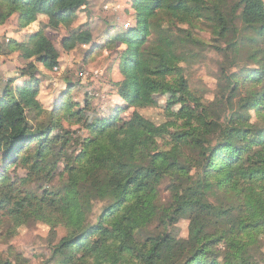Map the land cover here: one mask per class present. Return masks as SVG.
Here are the masks:
<instances>
[{"label":"trees","instance_id":"obj_1","mask_svg":"<svg viewBox=\"0 0 264 264\" xmlns=\"http://www.w3.org/2000/svg\"><path fill=\"white\" fill-rule=\"evenodd\" d=\"M87 3L0 0V25L16 15V26L22 29L43 15L45 26L69 28L77 19L76 11ZM210 3L131 0L134 24L113 38L92 43L90 30L77 28L61 39L64 51L77 45L109 50L118 43L124 45L117 51L121 79L115 83L123 102L108 118L92 122L85 118L87 102L76 111L77 122L88 131L77 154L63 151L69 137L52 136L48 126L34 129L28 120V111L37 115L46 111L38 99L37 74L39 67L52 70L59 64L58 49L42 27L21 40H8L9 50L28 63L19 69L20 78L26 79L16 83V77H10L0 95V151L6 158L0 167V199L10 169L32 167L1 206L11 204L6 214L20 223L42 221L54 234L57 226L66 228L53 246L54 264H264L259 237L264 234V130L252 131L244 117L231 120V125L213 121L180 65L192 47L201 48L204 43L188 29L167 36L162 28L163 19L190 23L205 17L215 22L213 32L224 36L228 21L218 4ZM232 11H240L242 22L252 26L264 43V1L237 0ZM216 48L228 50L222 45ZM256 49L251 58L257 60L259 73L246 82L249 87L262 86L254 92L246 88V95L238 98L246 110L264 106V51ZM238 88L235 80L230 100ZM157 95L169 97L172 118L160 124L135 111L155 106ZM176 104L180 109L171 111ZM128 109H134L131 118L121 119L119 112ZM171 127L167 148L160 149L157 140ZM61 139L64 147L60 145L58 155L65 158L67 175L63 186L58 190L40 186V192L22 186L44 183L52 174L59 162L49 159L52 146ZM27 140L34 141L32 150L24 149ZM164 182L168 195L161 190ZM214 196L215 203L210 200ZM95 201L107 204L92 223ZM182 219L188 220L187 236L176 238L172 231ZM172 238L177 242L171 243Z\"/></svg>","mask_w":264,"mask_h":264},{"label":"rangeland","instance_id":"obj_2","mask_svg":"<svg viewBox=\"0 0 264 264\" xmlns=\"http://www.w3.org/2000/svg\"><path fill=\"white\" fill-rule=\"evenodd\" d=\"M130 1L88 0L85 7L76 11L77 19L69 28L59 26L57 29H51L44 26L46 23L44 17H40L37 23L31 26L33 29L42 27L60 55L59 64L52 70L39 67L37 74L40 79L38 99L46 111L40 115L28 111L29 123L34 129L42 126L51 127L52 136L69 137L70 140L65 147L62 139L52 146L53 153L49 159L51 162L59 161L57 167L49 177L44 179V183L33 181L22 185L26 189L40 192V186L54 190L63 186L67 178L64 171L65 160L62 155H58V151L60 145L63 144V151L67 155L77 154L81 149L82 140L88 136L87 129L77 122L79 115L75 114L84 106V102L88 103L85 118L89 122L108 118L112 115V109L122 104L123 101L116 94L115 83L121 79L117 68V51L124 45L118 43L114 50L99 49L98 47L96 49L90 45H77L71 51H64L61 47V39L72 29L86 28L92 34V43H104L117 33L133 26L135 20L132 10L129 9ZM236 2L237 0H211L209 4H218L223 17L228 21L224 36L218 35L217 32L214 33L212 25L215 22L209 19L205 20V17L192 20L190 23L163 19L162 28L167 36L176 35L180 28L188 29L204 43L201 48L192 47L188 59L180 65L189 87L199 98L201 104L208 107L212 120L218 121L220 124L231 125V120L235 121L236 117H244L249 119L252 131L264 130V106L246 110L238 103V98L246 95V88H250L254 92L262 86L259 84L249 87V83L246 81L247 78L259 73L257 60L255 62L251 56L258 50H255V46L264 51V43L257 39L256 31L252 26L242 22L240 11H232ZM105 5H108V8H105ZM114 5L119 6L115 8ZM16 31V15H12L4 24L0 25V95L6 81L14 75V77H20L19 69L28 63L18 55L17 51H10L7 46L8 40L13 39L12 33ZM227 43H234L235 46L231 47L230 44L228 46ZM221 45L228 50L225 52L217 50L216 47ZM258 57L260 58L261 54ZM10 60H14L13 62L16 63H10ZM20 79L23 81L26 77ZM235 80L238 81L239 88L236 97L230 100L228 95ZM155 99V106L135 111L155 124L172 119L167 109L169 97L157 95ZM170 109L178 111L180 105H173ZM133 111L134 109L121 111L119 117L127 120L131 118ZM72 113L73 115H71ZM173 131V127L169 128L168 134L157 140L160 149L167 148L166 143ZM27 141L23 144L24 149H33L34 141ZM185 150L188 151L187 148ZM60 157L62 159L58 160ZM5 159L0 151V167ZM25 165L27 169L20 166L10 169L8 174L10 180L1 190L3 194L0 199V264H54L55 259L51 258L52 249L65 235L66 228L59 225L55 228L54 234L49 225L42 221L27 220L20 223L6 214V209L11 207V204L4 203L1 206L2 200L9 198L11 189L16 186L20 187L21 180L25 179L28 171L31 170L30 164ZM48 169L50 167L44 171V175L48 173ZM50 179L51 181L48 182ZM167 184L164 182L161 185L163 195H168L165 188ZM210 200L215 203L216 197L214 196ZM106 204L107 202L95 201L90 217L92 223H95ZM196 216L203 221L206 219V215L203 213H197ZM187 227L188 220L182 219L174 226L172 234L176 235V238H186ZM259 237L264 251V234ZM176 238H172L171 243H176Z\"/></svg>","mask_w":264,"mask_h":264},{"label":"crops","instance_id":"obj_3","mask_svg":"<svg viewBox=\"0 0 264 264\" xmlns=\"http://www.w3.org/2000/svg\"><path fill=\"white\" fill-rule=\"evenodd\" d=\"M40 17H44V18H46L45 16H43V15H40V16H38V19L40 18ZM38 19H37V21H38ZM37 21H35V22H33L32 24H30L29 26H27V27H25V28H22V29H18L17 28V26H16V28H17V31L16 32H14V33H12V35H13V39H16V40H21L26 34H28V33H31V32H34V31H36L37 29H38V27H35V29H33V28H31V26L34 24H36L37 23ZM46 24V23H45ZM45 26V25H44ZM84 46H86V45H84ZM19 55V54H18ZM14 60H10V63H13V64H15L16 62H13ZM118 63V62H117ZM17 65H18V63H17ZM118 65V64H117ZM19 66V65H18ZM40 68H42V67H40ZM118 68V67H117ZM15 76V75H14ZM14 76H12V77H14ZM22 79H20V77H16V83H20V82H22L21 81ZM120 79H118L117 81H119Z\"/></svg>","mask_w":264,"mask_h":264},{"label":"built area","instance_id":"obj_4","mask_svg":"<svg viewBox=\"0 0 264 264\" xmlns=\"http://www.w3.org/2000/svg\"><path fill=\"white\" fill-rule=\"evenodd\" d=\"M119 5H114L115 8H118ZM105 8H108V5L104 6Z\"/></svg>","mask_w":264,"mask_h":264}]
</instances>
